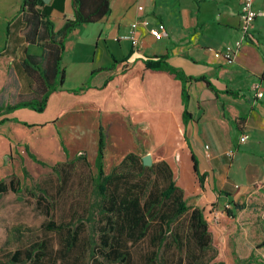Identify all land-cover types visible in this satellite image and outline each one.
Wrapping results in <instances>:
<instances>
[{"label":"rangeland","instance_id":"rangeland-1","mask_svg":"<svg viewBox=\"0 0 264 264\" xmlns=\"http://www.w3.org/2000/svg\"><path fill=\"white\" fill-rule=\"evenodd\" d=\"M93 55L94 49L91 47L88 52L80 54V58L70 59L71 65L65 68L66 77L62 88L73 91L91 87L86 94L81 97L71 92L53 95L43 113L20 109L0 117L9 119L0 124V182L8 184L15 179L20 185V193H0V260L7 263L10 254L44 238L49 240L55 250L58 249L59 237L47 232L44 224L51 219L70 222L76 218V213L85 218V235L90 237L95 232L99 239V215L96 212V222L87 221L86 217L90 215V205L94 200L92 182L97 176L100 131L104 130L107 134L104 161L106 174H110L126 155L133 153L141 161L147 158L151 166H156L152 177L150 171L144 176V179L149 180L144 199L155 188L161 190L168 185L166 174L160 170L167 163L171 172L178 177L183 199L194 209L209 204L215 229L205 242V248L196 241L192 247L186 242L180 246L172 241L173 236L170 235L169 243L172 244L168 243L160 253L167 260L163 259V264H189L195 249L200 255L193 264H210L213 258L226 264H264V240L259 239L256 229L247 227L249 219L256 214L252 199L245 198L242 202L221 201L208 190L204 191L187 146L180 144L183 131L181 116L167 119L162 115L165 111L163 105L182 112L179 87L167 85L162 75L147 72L148 85L145 89L152 92V105L155 108L140 119L138 112L144 110L147 103L137 97L140 87L138 80L135 81L136 75L130 79V88L128 85L123 88L117 85L110 91H99L98 87L105 78L98 75L90 79ZM101 57L102 53L96 60L100 62ZM32 85L33 80L20 65L15 63L8 69L4 61H0V108L40 98V89H34ZM198 86V83H194L191 88L190 110L194 112L198 110V99L203 97ZM205 101L209 117L214 118L216 113L212 100L207 98ZM128 116L134 130L127 127ZM26 146L50 166L62 164L59 165L61 175L50 167L35 163L29 157ZM241 150L245 151V147ZM253 155H257V152L254 151ZM237 169L238 162L228 183V189L232 192L236 190V184L250 185L253 179L259 177L258 169L249 167L245 182V176L235 174ZM140 180L139 176H135L130 182ZM36 186L46 191L47 199L41 191L37 196L34 195ZM184 221L174 223L172 227L174 233L182 232L185 238L184 234L188 233H185L187 224ZM153 250L155 247L151 241L135 247L132 250L135 264H141L143 254L152 253ZM88 259L83 264H94Z\"/></svg>","mask_w":264,"mask_h":264},{"label":"crops","instance_id":"crops-1","mask_svg":"<svg viewBox=\"0 0 264 264\" xmlns=\"http://www.w3.org/2000/svg\"><path fill=\"white\" fill-rule=\"evenodd\" d=\"M23 1L0 0V61L3 60L8 69L15 63L23 68L27 55L39 57L44 52L39 43H26ZM42 1L51 7L50 15L56 31L73 18L72 0ZM254 7L258 16L248 41H245L240 29L241 0H110L106 17L97 23L84 24L69 35L62 67L67 68L71 65L70 59L80 58V54L88 52L91 47L94 49L92 72L113 65L115 61L113 71L95 75L105 78L98 90L110 91L117 85L130 88V79L136 75L133 79L138 80L140 87L137 97L147 103V107L138 112L140 119L155 108L152 92L145 89L147 72H150L144 68L147 59L166 56L170 65L186 75L207 77L220 93L217 96L203 81L189 83L190 102L194 83L199 84L203 97L197 101L196 112L190 110L189 102L192 118L187 124L183 120L184 108L179 113L169 105H163L165 111L162 115L167 119L181 116L180 144L187 146L194 167L193 155L199 172L207 174L209 187L204 191L208 190L221 201L252 199L256 214L249 219L247 227L256 229L259 239L264 240V95L258 98L254 91V86L260 84L264 94V0H255ZM160 25L165 26L167 35L158 41L150 30ZM131 31L135 32L136 42L116 40ZM238 41L244 43L232 62L215 57L227 46L235 47ZM157 75L164 76L167 85L178 86L181 92L180 81L166 74ZM93 77L91 73L90 79ZM111 77L115 79L106 89L100 90ZM207 98L212 100L214 118L209 117ZM128 119L132 123L130 116L126 123ZM245 136L248 139L242 142ZM242 147L245 151L241 150ZM254 151L257 155H253ZM237 162L235 174L245 176V182L249 167H256L259 177L250 185L236 184V190L232 192L228 183Z\"/></svg>","mask_w":264,"mask_h":264},{"label":"trees","instance_id":"trees-1","mask_svg":"<svg viewBox=\"0 0 264 264\" xmlns=\"http://www.w3.org/2000/svg\"><path fill=\"white\" fill-rule=\"evenodd\" d=\"M72 4L73 18L67 20L61 30L56 31L50 15L51 7L46 6L42 0L23 1L22 16L26 25L24 31L26 43H39L44 49L42 56L27 55L23 64L25 73L33 80L32 88L40 89V98L19 101L0 108V117L20 109H31L43 113L47 110L53 95L71 92L81 97L91 89L88 87L69 91L62 88L66 77V70L62 67L65 45L69 35L80 26L97 23L106 17L110 11V0H72ZM115 63L114 61L113 65L94 70L92 77L100 72L113 71ZM144 68L151 73L166 74L181 82L185 124L192 118L189 112V83L203 81L217 96L220 93L207 77L195 78L186 75L182 70L170 65L166 61V56L147 59L144 62ZM114 79V77L108 79L100 90L106 89ZM233 95L237 96V94ZM7 121H9L8 118H2L0 124ZM127 124L130 130H134L129 119ZM106 140L107 134L104 130L100 131L96 159L97 176L92 182L94 200L90 205V215L86 217L87 221L96 222V212L99 215L101 223L99 239L96 238L95 232L90 237L85 235L87 223L80 213H76V218H72L70 222L51 219L44 224V229L59 237L60 247L58 249L55 250L47 238L39 239L28 248L19 249L10 254L7 263L0 260V264H83L88 257V260H92L94 264H135L132 250L146 241H151L155 250L152 253L145 252L141 264H163L162 260L165 257L160 253L165 246L172 244V242L169 243L170 235L173 236L172 241L180 246L186 242L192 247L196 241L200 247L205 248V242L214 232L209 204L197 206L194 209L186 199H183L178 177L171 172L166 162L164 166H160V170L166 174L168 185L161 190L155 188L150 196L144 199L149 187V180L144 179V176L150 171L152 177L156 166H147L133 153H129L110 174H106L104 170ZM26 151L35 163L50 167L61 175L59 165L62 164L50 166L32 153L29 146H26ZM193 157L198 179L202 187L206 189L209 187L208 176L199 172L197 159L194 155ZM135 176H139L141 180L130 182ZM10 191L20 193L19 182L15 179L8 184L5 181L0 182V193L6 194ZM40 191L44 193L45 198L47 193L41 186H36L34 195L37 196ZM48 210L50 212L51 207ZM183 219L187 224L185 233H188L184 234L185 238L182 232L174 233L172 227L174 223ZM92 228L94 229V226ZM198 255L200 253L195 249L189 264L197 261ZM210 264H226V262L213 258Z\"/></svg>","mask_w":264,"mask_h":264},{"label":"built area","instance_id":"built-area-1","mask_svg":"<svg viewBox=\"0 0 264 264\" xmlns=\"http://www.w3.org/2000/svg\"><path fill=\"white\" fill-rule=\"evenodd\" d=\"M254 3H255V0H241V11L239 14L240 29L245 35V41H248L249 34L253 28L255 19L258 16V11L255 9ZM139 10H143V7H139ZM150 33L158 41L162 40L167 35L166 28L164 25H160L159 27L152 28L150 30ZM116 40L117 41L131 40V41L136 42L137 39H136L135 32L131 31L128 35L122 38H117ZM243 43H244L243 41H238L235 44V47L227 46L224 51L216 53L215 57L218 59H223L224 61H227V62H232L236 56V53L242 47ZM254 91L256 92V96L258 98L263 97L264 94H263L260 84H256L254 86ZM247 139H248V136H245L241 139V141L245 142ZM212 220H213V217H212Z\"/></svg>","mask_w":264,"mask_h":264},{"label":"water","instance_id":"water-1","mask_svg":"<svg viewBox=\"0 0 264 264\" xmlns=\"http://www.w3.org/2000/svg\"><path fill=\"white\" fill-rule=\"evenodd\" d=\"M144 163H145L146 165H147V164H148V165H151V162H150V160L148 161V159H147V158L145 159Z\"/></svg>","mask_w":264,"mask_h":264}]
</instances>
